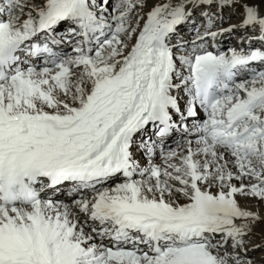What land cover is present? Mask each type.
Masks as SVG:
<instances>
[{"label": "snow or ice", "instance_id": "6c2138e0", "mask_svg": "<svg viewBox=\"0 0 264 264\" xmlns=\"http://www.w3.org/2000/svg\"><path fill=\"white\" fill-rule=\"evenodd\" d=\"M0 264H264V0H0Z\"/></svg>", "mask_w": 264, "mask_h": 264}, {"label": "rangeland", "instance_id": "374dc122", "mask_svg": "<svg viewBox=\"0 0 264 264\" xmlns=\"http://www.w3.org/2000/svg\"><path fill=\"white\" fill-rule=\"evenodd\" d=\"M232 22H234V20H233ZM258 231H259V230H258Z\"/></svg>", "mask_w": 264, "mask_h": 264}]
</instances>
